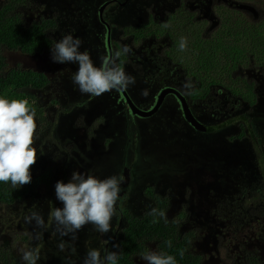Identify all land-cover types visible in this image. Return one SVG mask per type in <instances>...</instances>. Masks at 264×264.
<instances>
[{
	"label": "flooded vegetation",
	"instance_id": "1",
	"mask_svg": "<svg viewBox=\"0 0 264 264\" xmlns=\"http://www.w3.org/2000/svg\"><path fill=\"white\" fill-rule=\"evenodd\" d=\"M81 2L67 33L82 39L81 51L87 49L97 65L128 45L131 53L117 62L136 83L124 92L81 94L71 81L78 66L50 59L68 13L51 10L24 19L42 25L50 46L32 53L2 50L4 74L25 69L18 58L25 54L28 69L45 79L21 89L39 124L37 161L31 183L0 189V264H19L20 249L27 247L40 249L39 264H52L54 252L60 262L68 257L73 264H82L89 247L111 245L119 252L129 217H142L153 207L166 212L165 227L183 242L184 264H264V50L252 38L259 20L255 0ZM181 37L188 40L185 51L178 47ZM186 82L193 84L189 94L182 91ZM61 113L78 128L67 120L54 135L79 138L70 144L54 142L48 132ZM46 146L57 154L44 155ZM73 170L123 177L112 240L94 236L92 225L74 241L56 232L49 213L61 205L52 191ZM32 210L44 215L46 229L26 221ZM35 231H41L39 240L33 239ZM52 239H63L75 252H60ZM138 244L124 264H146L142 254L162 252L155 239L139 235Z\"/></svg>",
	"mask_w": 264,
	"mask_h": 264
},
{
	"label": "clouds",
	"instance_id": "2",
	"mask_svg": "<svg viewBox=\"0 0 264 264\" xmlns=\"http://www.w3.org/2000/svg\"><path fill=\"white\" fill-rule=\"evenodd\" d=\"M83 41L72 33L63 35L51 48L50 59L53 63H71L77 65V70L71 74L74 87L81 94L93 97L105 92H124L136 83V78L117 62L122 55H128L132 49L124 45L121 49L106 56L100 65L91 58L90 52L81 51ZM187 37H181L179 50L187 48ZM193 84L186 82L182 91L189 94ZM142 95L149 94L148 89L142 90ZM36 111L23 99L9 100L0 96V182L10 183L12 188H22L31 183V166L37 161V151L34 140L36 132ZM122 176L113 174L105 178L96 176L91 171L85 173L73 170L70 178L57 180L54 185L55 199L61 206L55 207L49 213V218L60 237L77 239V234L86 226L92 225L95 232L107 234L112 230V220L116 214V204L121 192ZM148 215L163 218L167 221L166 212L151 208ZM36 229L44 230L47 223L44 215L38 210H32L25 217ZM41 231L33 233V239L39 240ZM172 247V242H165ZM60 252L75 248L63 239L57 245ZM183 256V252H180ZM146 264H177L175 255L155 250L144 253L140 257ZM40 249L27 247L20 249L19 264H39ZM67 264H73L65 257ZM120 255L117 251L102 250L89 247L83 257L82 264H119Z\"/></svg>",
	"mask_w": 264,
	"mask_h": 264
},
{
	"label": "trees",
	"instance_id": "3",
	"mask_svg": "<svg viewBox=\"0 0 264 264\" xmlns=\"http://www.w3.org/2000/svg\"><path fill=\"white\" fill-rule=\"evenodd\" d=\"M28 2L29 0H3L0 3V96L9 100H27L30 104L29 98H26L27 93L21 89L30 84L41 86L45 77L41 73L33 72L32 69L19 67L12 68L4 74L5 61L2 54L4 49H23L32 53L36 49L42 50L44 47L50 46L41 24L25 23L20 9ZM255 16L259 17L258 24H255V39L262 43L264 49V0H255ZM219 39L223 40L222 38ZM225 42L218 41V43ZM11 188L10 183L0 182L1 190ZM153 221L154 218L148 213L142 217H129V224L118 252L120 255L119 263L124 264L126 260H129V254L134 252L135 246L139 245V235H143L149 239L157 240L162 252L175 255L177 264H184L188 254L183 252V242L177 238L173 228L170 230L165 227L163 218H155V222ZM169 240L172 242L171 248L167 247L165 243ZM181 251L183 256L180 255Z\"/></svg>",
	"mask_w": 264,
	"mask_h": 264
},
{
	"label": "rangeland",
	"instance_id": "4",
	"mask_svg": "<svg viewBox=\"0 0 264 264\" xmlns=\"http://www.w3.org/2000/svg\"><path fill=\"white\" fill-rule=\"evenodd\" d=\"M82 0H62L61 2L59 3H55L54 1L52 0H33L31 2L30 5H28L23 11H22V16L24 17L25 20H35V18H37L39 15L41 16H47L49 14V12L51 10H54V11H59L61 13L63 12H66L68 13V24L62 26L59 30L63 32V35H65L69 29L71 28L70 25L74 22V19L76 17H78L82 11ZM21 10V9H20ZM117 13H122V8L120 9H117L116 10ZM57 31L54 30L53 33H56ZM254 42H255V36L252 37ZM260 50H264L263 48L260 49ZM19 63H22V61H18ZM76 69V68H75ZM76 71V70H75ZM66 85V84H65ZM67 120L70 121V125L74 128H78V126L70 119H67L66 117V114H63L61 113V115H59L56 120L54 121V124L52 125V129H49V133L53 136V140L54 142L56 143H60L59 140H63V141H67L68 144L72 143V142H75L76 138H70V137H66V138H58L54 135V129L57 125H62L63 123H65ZM37 125V128L36 129H39V124L36 123ZM77 135H78V132H76ZM53 153H56L57 154V151L55 149H50L49 146H46V152H44V155L46 156H49V155H53ZM58 159V158H57ZM59 161V160H58ZM52 162V159H49L47 161V167L51 168V165L53 163ZM57 167V166H56ZM41 168V167H40ZM56 169V168H55ZM57 173L55 174H58L61 172V169H57L56 170ZM63 171H66V167L64 166V168L62 169V172ZM54 192V189L53 191ZM173 198H175L173 196ZM198 212V211H197ZM196 212V219H198V221H201L203 222L204 219H199L200 218V213H197ZM257 221V220H256ZM114 221H112L113 223ZM260 222V221H259ZM115 228H116V225L115 224H112V230L110 232H108L107 234H105V236L107 238H109L110 240H112L114 238V236L116 235V231H115ZM99 233L95 232L94 236H97ZM242 236V234L240 235ZM59 238V237H57ZM52 242L58 244L56 242L55 239H52ZM109 251H112V246L110 245L109 248H108ZM113 251H116V249ZM58 256V252H54L53 255L51 256V260H52V264H67V261L65 263V261L62 259V262H60V260L57 258Z\"/></svg>",
	"mask_w": 264,
	"mask_h": 264
},
{
	"label": "water",
	"instance_id": "5",
	"mask_svg": "<svg viewBox=\"0 0 264 264\" xmlns=\"http://www.w3.org/2000/svg\"><path fill=\"white\" fill-rule=\"evenodd\" d=\"M18 58H19L20 60L24 61L23 66H22L23 68H25V69L32 68V67L29 65V63L26 62V59H28L29 56H27V55H25V54H19V55H18Z\"/></svg>",
	"mask_w": 264,
	"mask_h": 264
}]
</instances>
